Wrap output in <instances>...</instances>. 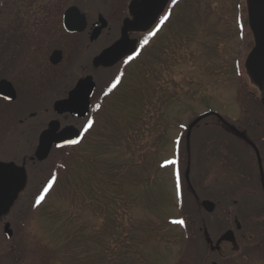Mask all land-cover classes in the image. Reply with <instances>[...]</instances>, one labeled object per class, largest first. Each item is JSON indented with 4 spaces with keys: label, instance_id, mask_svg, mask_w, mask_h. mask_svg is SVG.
Returning <instances> with one entry per match:
<instances>
[{
    "label": "flooded vegetation",
    "instance_id": "flooded-vegetation-1",
    "mask_svg": "<svg viewBox=\"0 0 264 264\" xmlns=\"http://www.w3.org/2000/svg\"><path fill=\"white\" fill-rule=\"evenodd\" d=\"M196 1L204 3L205 0H175V3L173 0H0V162L15 164L26 173V184L8 213L0 217V235L3 231L5 236L7 223L14 231L12 227L19 219L15 206L21 199L26 201L31 197L29 191L26 193L27 188H42L53 181L54 172L58 173L53 167L65 162L66 153L71 155L76 151L90 131L96 133L102 113L107 111L116 118L117 109L112 104H134L146 114L148 103L153 104L149 112L155 116L158 126L176 130L170 138L174 155L179 140H192L195 130L204 129L209 133L216 126L221 141L220 158L228 162L235 157L234 166L247 175L246 179L229 185V180L222 181L221 175L210 173L206 167L203 174L206 189L214 183H218L220 189L209 191L211 197L204 200L214 202V210L222 201L239 204L240 211L225 212L214 218V210L202 209L209 219L204 214L198 220L194 218L198 228L189 231V242L199 247L193 254L194 263L264 264V218L256 214L259 208L264 214V90L252 83L245 68L246 59L255 46L247 0H237L235 4V27L239 28L236 29L241 41L239 52L243 50L242 41L248 36L251 38L246 42L251 47L245 60L235 57L230 71L237 88L235 98L230 100L235 104V111L230 109L231 104L220 112L208 108L179 131L178 120L172 119V114L177 115L176 104H168L169 99L173 100L170 103L175 101L177 83L167 90L161 82L162 70L158 71L170 60L166 55L177 46V29L188 25L197 8ZM158 9L152 23H137L138 12ZM166 14L169 18L161 23V17ZM153 32L155 34L150 35ZM164 33L168 35L165 43L162 42ZM116 44L121 45V51L113 57L112 63L96 62ZM152 49L153 55L149 52ZM129 56L133 59L129 60ZM151 56L157 66L156 96L154 101H146L145 73L154 66L148 64ZM135 63L140 73L132 85L128 77ZM244 81L253 88L248 90L246 103L242 100ZM114 83L116 86L112 87ZM126 87L128 94H132L131 88L135 89L134 98L124 93ZM164 98V104H159ZM57 103H60L58 109ZM87 103L88 113L82 116ZM89 121L92 126L86 131ZM50 124L55 128V135L68 127L75 128L79 139L73 145L62 147L53 141L49 155L39 160L36 151L40 137ZM190 165L186 167L185 178L188 168L190 173ZM218 178L219 182H215ZM32 179L38 180L35 183ZM186 181L196 197L190 176ZM243 191L248 195L249 204H254V213L242 212L240 194ZM217 196L222 200H217ZM228 232V237L222 240Z\"/></svg>",
    "mask_w": 264,
    "mask_h": 264
},
{
    "label": "rangeland",
    "instance_id": "rangeland-1",
    "mask_svg": "<svg viewBox=\"0 0 264 264\" xmlns=\"http://www.w3.org/2000/svg\"><path fill=\"white\" fill-rule=\"evenodd\" d=\"M236 3L237 0L196 1L197 8L201 7L194 10L188 25L177 29V46L166 55L170 59L166 66L158 70H162L160 78L167 90L177 83L175 101L170 103L173 100L169 99L168 104H176L177 115L172 114V119L178 120L179 131L196 115L208 108L223 111L235 98L237 88L230 72L233 60L241 57L244 61L251 47L246 43L251 39L248 36L242 41V53L238 50L241 41L239 28L235 27ZM163 38L165 43L168 35L164 33ZM149 52L155 53L153 49ZM154 61V56L148 59V64L154 66L145 73L146 101H154L156 96ZM139 70L135 63L129 71L132 85ZM251 89L244 81V103ZM124 90L129 97L128 87ZM131 90L134 98L135 89ZM164 101L165 98L159 104ZM226 102L229 104H223ZM146 105L147 113L142 111L143 116L137 105L112 104L117 109L116 118L107 111L102 113L96 133L90 131L69 156L64 166L70 168H62L61 162L53 167L58 173L54 172L52 186L39 205L31 201L39 187L25 190L26 193L31 190V197L19 202L31 204L25 207L26 212L18 214L17 223L13 220L10 239L1 232L0 254L14 251L21 256L19 264H25L28 258L34 264H195L193 254L199 247L184 239L183 224L179 221L180 201L185 202V217H189L193 205L198 206L201 217L204 214L209 219L200 206L201 200L211 197L209 191L217 192L220 186L214 183L206 189L203 175L206 167L210 173L221 175L222 181L229 180V185L246 179L247 175L234 166L235 157L228 162L220 158L221 141L216 126L209 133L195 130L192 140H179L174 155L170 138L176 130L158 126L149 112L153 104ZM231 105L230 109L235 111V104ZM183 153L191 164L189 176L197 196L186 195L185 191L181 200L175 164L177 156ZM36 180L32 179L35 183ZM214 181L219 182V178ZM244 192L240 194L242 212L254 213V204H249ZM216 199L222 200L218 196ZM239 207L221 201L213 217L225 212L234 214L240 211ZM261 211L259 208L256 214L262 219ZM22 219L25 225L20 223ZM192 227L198 228L194 219ZM34 248H39V252L45 250L34 255L31 253Z\"/></svg>",
    "mask_w": 264,
    "mask_h": 264
},
{
    "label": "water",
    "instance_id": "water-1",
    "mask_svg": "<svg viewBox=\"0 0 264 264\" xmlns=\"http://www.w3.org/2000/svg\"><path fill=\"white\" fill-rule=\"evenodd\" d=\"M250 30L255 37V46L249 53L245 68L247 75L253 84L257 85L261 90H264V0H247ZM160 9L155 12H138L137 23H152ZM120 44L114 45L112 48L103 52L97 59V63H112L113 57L120 55ZM88 86V84H86ZM60 103L56 104L58 109ZM89 110V103L83 106L82 116H85ZM56 131L53 124H50L49 129L42 132L40 137V145L36 151V157L39 160H44L48 155L51 148V143L55 141L58 147L64 145H71L68 141H77L79 139V132L73 128H66L61 134L55 135ZM186 178L189 179V168L186 172ZM26 184V173L24 168L18 167L15 164H7L0 162V217L5 215L10 210L11 205ZM202 207L212 212L215 208V203L210 200H203ZM5 235L10 239L13 231L10 229L9 223L5 226ZM229 232L226 233L223 239L228 237Z\"/></svg>",
    "mask_w": 264,
    "mask_h": 264
},
{
    "label": "trees",
    "instance_id": "trees-1",
    "mask_svg": "<svg viewBox=\"0 0 264 264\" xmlns=\"http://www.w3.org/2000/svg\"><path fill=\"white\" fill-rule=\"evenodd\" d=\"M183 154H185V153H183ZM183 154H180L176 158V164H177V166H178L177 168L179 170V184L181 183L180 184L181 200L184 199L185 191H186V195H188V194L191 195V196L193 195V194H191V192L188 189V184H187V181L185 179V174L183 175V173H184L183 167H186V166H188L190 164L189 162L186 161V159H187V156L186 155L187 154H185V156ZM69 156H70V154L69 153H66L65 162L64 161L61 162V167L64 168V169L66 168V166H64V165L66 163H68V161H69V159H68ZM68 167L66 168L67 170L70 168V167L69 168ZM46 187H47V185L44 186V187H42V188H39L36 193H34V191H33V193H34L33 196H32L33 199L31 200L33 204L36 203V198L42 192H44V189ZM30 191H29V193H30ZM19 203L17 204V207L19 208L18 213H21V215H22L23 211L26 212L25 211V207L26 206L27 207L30 206L31 203L29 205H27L26 203H24L22 201L19 202ZM180 206H181V216L179 218V221H183V223H182L183 224V236H184L185 241L188 242L189 241V231H190L191 228H193L192 227L193 219L196 218V220H198L197 218L200 217V213H199V210H198V206L196 207V206L191 205V209L192 210H191L190 213H188L189 214V217L187 218V217L184 216L185 215V208H184L185 202L184 201H180ZM20 223L22 225H25L24 219H22L20 221ZM37 250H39V248H36V249L34 248L31 253L34 254V255L35 254H40L41 252H44L45 249H43L41 252H39ZM20 257H21L20 255H15L14 254V251L9 250L8 252H5L3 254H0V264H19ZM41 262H43V261H41ZM39 263L40 262H38L37 264H39ZM25 264H34V263H32L31 262V259L28 258V259H26Z\"/></svg>",
    "mask_w": 264,
    "mask_h": 264
},
{
    "label": "snow or ice",
    "instance_id": "snow-or-ice-1",
    "mask_svg": "<svg viewBox=\"0 0 264 264\" xmlns=\"http://www.w3.org/2000/svg\"><path fill=\"white\" fill-rule=\"evenodd\" d=\"M173 3H175V0H173ZM169 18L168 14H166L165 16L161 17V23H163V21L167 20ZM159 27V26H158ZM155 33H150V35H154ZM145 43H147V40H145ZM129 60L133 59L132 56L128 57ZM127 62V61H126ZM117 82H119V77H117ZM116 84L114 83L112 85V87H115ZM92 126V121L88 122V125L86 126L85 130L87 131V128H90ZM68 143H77V141L73 140V141H68ZM55 179V178H53ZM53 181H49L47 187L44 189V192H42L37 198H36V204L39 205L45 197V193L48 192L49 188H51ZM180 223H183V221H180Z\"/></svg>",
    "mask_w": 264,
    "mask_h": 264
}]
</instances>
